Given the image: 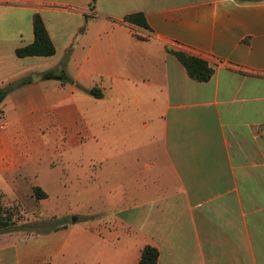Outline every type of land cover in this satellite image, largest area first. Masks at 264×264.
<instances>
[{
    "label": "crops",
    "instance_id": "obj_1",
    "mask_svg": "<svg viewBox=\"0 0 264 264\" xmlns=\"http://www.w3.org/2000/svg\"><path fill=\"white\" fill-rule=\"evenodd\" d=\"M35 14L56 54L19 58ZM63 70L72 83L45 78ZM29 79L0 104L1 202L20 227L0 233V264H139L146 246L158 264H264V0H0V91ZM77 182L84 234L45 218L51 189Z\"/></svg>",
    "mask_w": 264,
    "mask_h": 264
},
{
    "label": "trees",
    "instance_id": "obj_2",
    "mask_svg": "<svg viewBox=\"0 0 264 264\" xmlns=\"http://www.w3.org/2000/svg\"><path fill=\"white\" fill-rule=\"evenodd\" d=\"M96 0H94L95 2ZM126 22L136 24L142 27H147L144 16L142 14H133L125 18ZM33 32H34V42L33 44L20 48L16 51V55L19 58L26 57H52L56 54V48L48 34L46 26L42 17L39 14L33 16ZM184 66L188 76L191 79L207 82L213 76V70L210 68L207 61L184 53L182 51H170ZM46 79L58 80L62 83H72L73 81L68 77L65 70L61 73L49 72L45 75ZM29 80H23L18 83H12L7 85L4 89L0 91V104L6 98V96L18 86H22L30 82ZM85 92L96 98L101 99L103 94L97 88L85 90ZM34 195L37 199H44L47 195L40 189L34 188ZM15 222L9 215V212L3 207L0 195V233L10 232L16 230ZM159 252L156 248L151 246H146L141 255L139 264H158Z\"/></svg>",
    "mask_w": 264,
    "mask_h": 264
},
{
    "label": "rangeland",
    "instance_id": "obj_3",
    "mask_svg": "<svg viewBox=\"0 0 264 264\" xmlns=\"http://www.w3.org/2000/svg\"><path fill=\"white\" fill-rule=\"evenodd\" d=\"M65 58L62 59L65 60ZM41 69H44L43 67H41ZM148 122V121H147ZM142 129V127H141ZM47 171H50L49 168H45L44 173L45 175H51L53 173V176H51V179H46L47 181H52V177H54L55 181L57 179H60V175L62 176V168L59 170L58 168H56L53 172L48 173ZM82 183V182H81ZM77 184V189L73 190V192H67L64 190V188L61 187H53L51 189V198H52V202L51 203V208L49 210V212L45 213V218L50 219L51 217H57L60 218L62 216L68 215V217L63 218L65 221V225L66 227H70V233L71 234H84L85 233V220L83 215L86 214V211L84 210L83 206H84V198H85V189L80 186V184L77 182L75 183ZM74 189V188H72ZM12 209L15 211L16 214V219H18V221L22 224L24 223V218L22 219L23 215L20 214L21 210L23 208H20L21 205H15L14 207L11 206ZM30 213H33V211L36 214V209L33 210H29ZM82 215V216H79ZM70 216V217H69ZM78 218V219H77ZM73 219H76L77 222L73 225ZM54 219H52L53 221ZM62 221V220H61ZM40 222V220L38 221ZM72 223V225H71ZM16 228H20V227H16ZM15 228V229H16ZM24 228V227H23ZM28 230V233L30 234H36L39 232H47V233H41V234H49V232L52 231H58L61 230L63 227L61 225H53V226H28L26 227Z\"/></svg>",
    "mask_w": 264,
    "mask_h": 264
},
{
    "label": "water",
    "instance_id": "obj_4",
    "mask_svg": "<svg viewBox=\"0 0 264 264\" xmlns=\"http://www.w3.org/2000/svg\"><path fill=\"white\" fill-rule=\"evenodd\" d=\"M36 76H38V75H34V76H33V81H35V77H36ZM75 222H76V219H73V223H75Z\"/></svg>",
    "mask_w": 264,
    "mask_h": 264
}]
</instances>
